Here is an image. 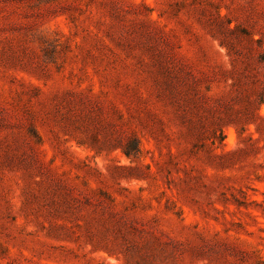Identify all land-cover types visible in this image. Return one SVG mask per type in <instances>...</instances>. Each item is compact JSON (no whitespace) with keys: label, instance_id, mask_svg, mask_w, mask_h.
Instances as JSON below:
<instances>
[{"label":"rangeland","instance_id":"374dc122","mask_svg":"<svg viewBox=\"0 0 264 264\" xmlns=\"http://www.w3.org/2000/svg\"><path fill=\"white\" fill-rule=\"evenodd\" d=\"M0 264H264V0H0Z\"/></svg>","mask_w":264,"mask_h":264}]
</instances>
